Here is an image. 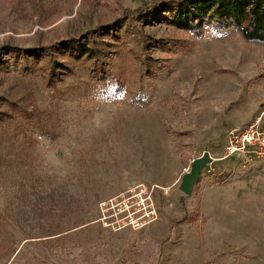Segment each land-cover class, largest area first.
I'll return each instance as SVG.
<instances>
[{"label": "rangeland", "instance_id": "rangeland-1", "mask_svg": "<svg viewBox=\"0 0 264 264\" xmlns=\"http://www.w3.org/2000/svg\"><path fill=\"white\" fill-rule=\"evenodd\" d=\"M177 1L0 0V264H264V156L225 149L264 129V42ZM141 188L151 222L97 221Z\"/></svg>", "mask_w": 264, "mask_h": 264}, {"label": "trees", "instance_id": "trees-1", "mask_svg": "<svg viewBox=\"0 0 264 264\" xmlns=\"http://www.w3.org/2000/svg\"><path fill=\"white\" fill-rule=\"evenodd\" d=\"M212 17L223 21L220 27H233L247 40L264 42V0H179L165 19L169 24L201 36ZM74 49L79 55L89 51L77 46Z\"/></svg>", "mask_w": 264, "mask_h": 264}, {"label": "built area", "instance_id": "built-area-1", "mask_svg": "<svg viewBox=\"0 0 264 264\" xmlns=\"http://www.w3.org/2000/svg\"><path fill=\"white\" fill-rule=\"evenodd\" d=\"M226 152L238 153L245 162L250 161L251 154L264 156V129L258 131L254 125L233 130L226 137ZM98 219L103 226L112 229H139L151 222L156 210L151 192L141 188L130 195H118L98 202Z\"/></svg>", "mask_w": 264, "mask_h": 264}, {"label": "water", "instance_id": "water-1", "mask_svg": "<svg viewBox=\"0 0 264 264\" xmlns=\"http://www.w3.org/2000/svg\"><path fill=\"white\" fill-rule=\"evenodd\" d=\"M208 156H203L202 158H198L191 164L190 170L185 173L182 177L180 190L186 194L190 195L193 190V185L199 178L202 169L205 167L207 162H209Z\"/></svg>", "mask_w": 264, "mask_h": 264}]
</instances>
